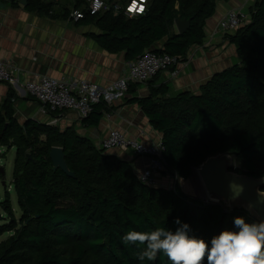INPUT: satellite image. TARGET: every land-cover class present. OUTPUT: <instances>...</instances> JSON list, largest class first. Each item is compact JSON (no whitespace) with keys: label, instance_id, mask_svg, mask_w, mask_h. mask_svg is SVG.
I'll list each match as a JSON object with an SVG mask.
<instances>
[{"label":"trees","instance_id":"1","mask_svg":"<svg viewBox=\"0 0 264 264\" xmlns=\"http://www.w3.org/2000/svg\"><path fill=\"white\" fill-rule=\"evenodd\" d=\"M217 1L228 0H148L144 12L132 18L106 10L82 20L99 28L101 33L92 37L102 49L122 51L129 62L147 49L180 62L192 46L202 43ZM27 2V8L46 13L50 6L43 0ZM81 3L72 0L75 8ZM69 11L62 7L58 15L67 17ZM248 13L242 26L224 34L238 61L215 73L198 93L169 97L165 84L153 85L156 75L147 83L146 96L127 100L138 105L160 135L166 173L176 179L187 180L192 168L222 152L237 159L235 172L264 176V0H254ZM176 18L190 19L183 34L176 32ZM132 88L130 84L127 92ZM108 111L100 100L81 125L97 126ZM2 146L15 148L12 184L20 216L15 218L8 196L0 201V220L5 221L0 236L10 233L0 241V264H141L137 246L121 242L129 230L163 227L175 232L179 218L189 225V236L204 239L210 247L214 236L237 230L235 217L258 222L244 209L205 204L178 186H147L128 160L97 149L72 128L60 130L33 119L19 123L7 103H0ZM53 146L62 148L73 177L52 170ZM154 264L170 261L160 254Z\"/></svg>","mask_w":264,"mask_h":264},{"label":"crops","instance_id":"2","mask_svg":"<svg viewBox=\"0 0 264 264\" xmlns=\"http://www.w3.org/2000/svg\"><path fill=\"white\" fill-rule=\"evenodd\" d=\"M43 1L50 4L47 13L22 6L17 0H0L3 4L0 7V61L15 66L19 77L18 85L13 87L0 83V103L12 105L15 118L22 120L21 123L33 119L47 124L55 116L58 128H72L95 146L112 128L139 140H159L160 135L151 128L138 105L127 102L131 97L146 96V83H132L133 91L114 98L107 105L109 111L103 113L97 126L91 127H83L73 111L53 114L44 110L38 101L28 95L24 81L34 75L79 78L103 87L124 75L129 62L124 52L109 53L100 47L92 37L101 33L95 23L85 20L74 22L58 15L62 7H73L72 0ZM251 1L254 0L217 1L214 14L205 22L202 43L192 46L184 60L174 68L160 72L153 85L165 84L169 97L184 92L196 94L215 73L236 63L235 48L224 38L222 31L215 28V24L227 10L243 9ZM8 88H11V95H8ZM109 152L128 160L134 172L146 162V159L127 151ZM163 179L166 181L167 175L160 179L164 184Z\"/></svg>","mask_w":264,"mask_h":264},{"label":"built area","instance_id":"3","mask_svg":"<svg viewBox=\"0 0 264 264\" xmlns=\"http://www.w3.org/2000/svg\"><path fill=\"white\" fill-rule=\"evenodd\" d=\"M147 1L126 0L120 2L114 0L107 3L103 0H82L81 7H72L67 17L77 22L86 16H96L101 12L110 10L114 15L122 13L123 16L132 18L144 12ZM49 12L52 11L49 10ZM247 20L248 15L244 9H229L218 19L215 28L222 32L232 33ZM177 63L179 62L174 56L147 49L128 62L127 71L124 75L103 87L79 78L64 79L47 75H34L24 81V88L30 97L42 105L44 110L53 114L70 110L75 112L78 119L81 120L89 115L92 106L100 100L108 105L117 96L125 94L130 84H147L160 72L174 68ZM0 83L12 87L18 85V69L0 61ZM57 120L55 116H52L48 124L56 125ZM95 147L106 151H127L133 156L146 159L144 166L139 171H135L137 179L147 186L168 187L160 182L162 176L167 175L168 177L170 175L166 173L160 139L153 142L145 139L139 140L128 136L117 128H112Z\"/></svg>","mask_w":264,"mask_h":264},{"label":"clouds","instance_id":"4","mask_svg":"<svg viewBox=\"0 0 264 264\" xmlns=\"http://www.w3.org/2000/svg\"><path fill=\"white\" fill-rule=\"evenodd\" d=\"M175 223L180 225L175 232L163 227L145 232L129 230L121 242L137 246L136 257L141 264L145 260L154 264L160 254L170 264H204L205 258L207 264H264V220L249 223L237 216L234 218L237 230H224L214 236L210 247L204 239L188 235V224H181L179 218Z\"/></svg>","mask_w":264,"mask_h":264},{"label":"water","instance_id":"5","mask_svg":"<svg viewBox=\"0 0 264 264\" xmlns=\"http://www.w3.org/2000/svg\"><path fill=\"white\" fill-rule=\"evenodd\" d=\"M27 1L18 0L22 6H26ZM2 6L0 2V7ZM174 26L178 34H183L190 26V19L176 18ZM49 159L53 171L60 169L69 177H73V173L66 165L61 147H51ZM233 160V155L222 152L208 156L195 167L207 201L232 210L244 209L258 222L264 220V195H261L264 194V176L254 177L235 172Z\"/></svg>","mask_w":264,"mask_h":264},{"label":"rangeland","instance_id":"6","mask_svg":"<svg viewBox=\"0 0 264 264\" xmlns=\"http://www.w3.org/2000/svg\"><path fill=\"white\" fill-rule=\"evenodd\" d=\"M107 2V0H103ZM120 1V0H119ZM123 2V0H121ZM110 3V2H107ZM253 1L251 3H247L243 6V9L248 15L249 18V8L252 6ZM225 32H222L224 36ZM22 120H18L21 123ZM61 130V128H59ZM15 155V148L10 146H2L0 148V168L2 172L0 173V201L8 196L9 201L11 203L12 210L15 214V218L18 219L20 216V210L17 205L16 194L14 191V186L12 184V170H13V160ZM233 168L239 169V163L237 159L233 160ZM244 172V171H242ZM162 178V177H161ZM165 181L164 179L162 180ZM167 181V183H166ZM165 181V185L173 187L178 186L179 190L183 192L185 195L189 197H193V199L201 200L203 203L208 202L204 191L202 189L201 183L195 173V168H192L191 175L187 180L176 179L173 175H169L167 180ZM210 203V202H209ZM208 204V203H207ZM4 216V213L2 212ZM4 219L0 220V224L4 223ZM10 233L6 232L0 236V241L5 239Z\"/></svg>","mask_w":264,"mask_h":264},{"label":"snow or ice","instance_id":"7","mask_svg":"<svg viewBox=\"0 0 264 264\" xmlns=\"http://www.w3.org/2000/svg\"><path fill=\"white\" fill-rule=\"evenodd\" d=\"M140 10L142 11L143 9L141 8Z\"/></svg>","mask_w":264,"mask_h":264}]
</instances>
